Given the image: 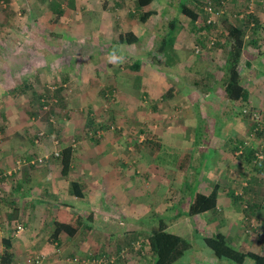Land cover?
Returning a JSON list of instances; mask_svg holds the SVG:
<instances>
[{
    "label": "rangeland",
    "instance_id": "1",
    "mask_svg": "<svg viewBox=\"0 0 264 264\" xmlns=\"http://www.w3.org/2000/svg\"><path fill=\"white\" fill-rule=\"evenodd\" d=\"M193 1L203 3L206 0L155 1L151 9L154 17L146 24L135 27L142 36V44L124 48L119 56L108 55L106 51L109 52V48L88 47V43L94 39L106 46V33L102 29L90 36L91 29L98 22L80 25L93 17L99 21L96 10L105 4L104 0H0V156L3 157L2 164L0 160V174L12 168L19 158L30 159L26 154L23 155L26 147H30L32 152L37 151L41 156L46 152L51 158L56 152H61L59 147L62 144L70 145L75 151H103L113 141V148L117 151L131 154L138 152L144 156L139 163L136 158L130 162L131 169L141 171L134 175L136 183H140V189L135 191V188L126 185L124 197H114V201L125 203L124 198H127L133 209L143 211L142 214L145 215L149 212V217L156 221V226L161 217L169 220L168 217L177 216L172 223L171 232L190 240L193 244L191 256L194 259L205 257L215 260L217 258L199 240V231L204 235H212L220 229L225 230L229 223L236 220V216L241 218L244 214L243 216L249 217V222H253L248 235L256 240H264V216L258 213H253V216L247 214L243 210L246 206L241 205L237 210L226 208L233 215L226 217V225L222 228L211 221V215L208 222L198 217L193 221L188 220V203L177 193L182 181L187 178L185 171L190 164L186 155L180 154V148L185 147L184 139L190 134V128L185 126L184 121L190 112H186L184 107L195 99L188 97L193 93L192 90L199 89L203 92V84L209 80L205 74L208 66L205 67L204 55L196 54L195 46L202 44L198 40L202 33H209L212 29H205L203 26L204 29L197 28L187 20L182 25L183 30L179 29L177 32L179 48L175 49L176 65L171 68L151 64L148 53L159 41L157 36L165 32L168 21L179 16L180 6L192 5ZM245 1L243 0L242 7H239L235 15L245 11ZM261 2L263 15L259 24L264 28V0ZM131 4L127 5L125 13L132 9ZM256 4L257 0L254 12ZM163 8L166 11L160 12ZM156 10L163 15L158 21ZM73 20L79 24L76 28L73 25L77 23ZM222 26L223 18L214 30L219 33ZM71 29L75 30L73 33L78 35V41L83 45L71 46L75 39L70 33ZM116 31L118 33L121 30ZM60 37L64 42L70 41L64 43L67 47H63ZM219 47L216 46L215 49ZM214 56V67L221 71L224 56ZM139 59L142 67L137 72L131 66ZM254 71L250 72L249 82L256 91L252 96V107L247 108L261 109L264 108V62ZM14 85L18 86L15 90L12 88ZM169 89L175 92L171 99L166 95ZM202 98L203 96L200 97ZM45 103L49 106L47 112L43 109ZM239 110H242L241 106ZM221 115L218 122L220 129L217 128L218 124L215 126L211 121L210 125L207 122L203 125L205 131L199 126L203 135L230 137L235 133L236 121L246 117L243 111L242 114L225 111ZM89 122L98 128L97 133L95 129L89 128ZM250 122L252 123L251 120ZM41 132L44 137L33 144L39 139ZM55 141H59V145ZM206 157L207 154L204 155ZM199 159L195 155L194 160L199 163ZM175 164L178 182L171 180L173 184L170 185L165 169ZM255 165L259 167L258 164ZM142 168L147 172L142 173ZM9 179L6 177L0 180V185H3V188L0 187V203L8 198L6 185L8 186ZM113 211L117 216L122 215L117 209L113 208ZM223 213L225 212L222 211L221 214ZM140 226L146 228L141 235L144 234L147 239L148 226L151 225ZM194 230L198 232H192ZM146 239L140 240L143 247L146 246ZM126 249L133 250L132 247ZM121 251L115 249L113 255ZM136 257L134 255L133 258ZM30 258L31 256L27 259ZM189 258L190 254L179 263ZM226 261L225 263L232 264ZM246 264L253 263L248 260Z\"/></svg>",
    "mask_w": 264,
    "mask_h": 264
},
{
    "label": "crops",
    "instance_id": "2",
    "mask_svg": "<svg viewBox=\"0 0 264 264\" xmlns=\"http://www.w3.org/2000/svg\"><path fill=\"white\" fill-rule=\"evenodd\" d=\"M104 1L105 4L102 7L95 9L99 21L93 17L90 20L81 22L80 25L84 26L83 23L98 22L95 25L96 27L91 29L90 36L102 29L106 33V46L94 39V41L88 43V47L109 48L110 51H106L108 55L117 54L120 56L124 48L142 44V36L135 27L146 24L155 14L147 21H142L137 19L135 0ZM106 1L109 2L106 3ZM210 1L218 5L222 1H226L227 13L224 21H230L233 25L235 23L238 27L245 23L243 21L245 19H237L240 13L235 15V13H238L239 7H242L243 0ZM128 4H131L132 9L125 13ZM153 4L154 2L146 11H151ZM261 9L262 2L257 0L254 17H258L259 21L262 20L263 15ZM162 10L160 12L166 11L164 8ZM157 12L158 10H156V21L163 16ZM177 17L182 23L180 24L182 29V25H185L187 19L186 17L184 19L181 16ZM233 19L239 21L234 22ZM171 20L168 21V24ZM76 25L79 24L73 25L74 28H76ZM202 25L200 20L195 23L197 28H201ZM116 29L121 31L117 33ZM70 31H72L70 33L75 38L72 40L71 46L79 47L83 45L84 43L78 41V35L73 33L75 30L71 29ZM245 31L246 47L240 69L244 84L250 92V103L247 105L244 103L233 104L224 97L221 81L223 80V74L214 67L215 63L213 62L214 55H223L225 58L226 47L222 46L203 54L205 67L208 66L205 69V74L209 77V80L204 82L203 92L199 89H197L198 91L192 90L193 93H190L188 97L195 99L184 107L186 112H190L186 116L187 119L184 120L185 126L190 128V134L184 139L185 147H183L184 150L180 148V154L184 153L190 164L185 171L187 178L182 181L180 188L191 185L192 193L199 192L207 196L215 191L218 194V208H220L216 214L207 212L199 216L187 215L188 220L193 221L198 217L208 222V217L211 215V221L215 222L220 228L226 225V217L233 215L226 211V208L237 210L241 205H250L248 214L253 216V213H258L264 216V201L261 194L264 189V161H256L255 159L256 152H258L257 150H259L264 139H257L252 135V124L249 118L246 116L243 120L236 121L235 133L233 132L234 134L230 137H213L214 134L210 136L203 135V132L199 129V126H202V130H204L203 125L205 122L209 124V121L213 122L215 126L218 124L217 128L220 129L218 122L223 112L242 114L244 107H252V96H254L256 90L251 87L252 85L249 82L250 72L257 70L258 65L264 62V28L260 24H251V26L245 27ZM127 33H133L138 41L132 45L119 43L120 35H126ZM203 33V36L198 39H202V42L207 35L205 31ZM157 38L160 39V35ZM67 42L70 41L64 42L62 39L63 47H67L64 44ZM178 45L176 39L174 50L179 48ZM259 49H262V51ZM113 57L116 58L111 56V58ZM140 61L141 59L137 60V62ZM222 62L224 63V60ZM20 69H22V66ZM21 71L25 73L24 70ZM12 88L15 90L18 86L14 85ZM201 95L203 96L202 99H200ZM240 106L242 107L241 111L239 110ZM230 118L232 119L231 116ZM247 122H250L248 126L246 125ZM24 130H26V127H24ZM35 143L37 141L33 144ZM246 143L249 147L243 146L244 153L242 155L238 154L239 148L246 145ZM55 144L59 145V141H55ZM68 147L71 146L62 144V147H59L61 150L59 158L51 157L38 166H24L9 179L10 182L8 186L6 185L9 192L8 198L7 200L3 199L1 203L4 202V204L1 205L0 203V264H3V258L7 251L12 255L10 264H35V262H28L27 258L30 256L33 260H35V257L41 256L42 262L40 264H74L69 260L80 257L111 255L115 249L128 251L126 258L120 259L121 261L118 260L116 264H155L150 237L152 229L156 227V221L150 219L149 212L145 215V213L142 214L143 211L139 212L130 207L132 204L127 198H124L125 203L114 201L117 197H124L123 190H125L126 185L131 186L132 189L135 188V191L140 189V183H136L134 175L136 172L140 173L141 171L131 169L132 163L130 162L135 158L137 162L143 161L144 156L138 152L131 154L117 151L113 148V141L108 144V149H103V151H75L72 148L70 170L67 175H63L62 151ZM29 149L30 147H26L23 155L26 154L28 158L41 157L37 151L32 152ZM52 149L53 147L50 148V150ZM205 154H207L206 158H204ZM43 155H46V152ZM195 155L200 157L199 163L194 160ZM19 159H23V157ZM0 160L2 164V156H0ZM255 164H258L259 167H256ZM176 167L175 164L165 169L168 175L167 182L170 185L173 184L171 180L177 178ZM142 169V173L147 172L144 168ZM195 169L197 170L195 171ZM168 183L167 185L170 188L171 186ZM1 185L0 187L3 188V185ZM76 191L83 196H78ZM242 193L244 195L241 198H232V196ZM124 204L125 206H123ZM112 207L117 209L119 213L122 212V215L117 216L114 214ZM222 211L225 213L221 214ZM243 215L241 218L236 216V220L229 223L225 230L220 229L219 233L224 234L232 246L240 251L264 255V240H256L248 235L250 233L247 231L246 225L253 222H249V217ZM168 218L169 231H171L172 223L175 222L177 216ZM57 224H60L61 227L57 228ZM140 224L151 225L148 226L147 239L143 236L144 234L141 235L146 228L144 229ZM20 225L23 226V231H18ZM192 232L198 231L194 230ZM199 233L204 235L202 231H199ZM141 239H146L144 252L143 249L136 252L134 249L131 251L126 249L133 248L135 242ZM189 254L190 258L188 260L179 263L183 261L180 260L176 264H228L225 263L226 260H219V262L217 259H207L205 257L194 259L191 256V251ZM134 255L137 257L133 258Z\"/></svg>",
    "mask_w": 264,
    "mask_h": 264
},
{
    "label": "trees",
    "instance_id": "3",
    "mask_svg": "<svg viewBox=\"0 0 264 264\" xmlns=\"http://www.w3.org/2000/svg\"><path fill=\"white\" fill-rule=\"evenodd\" d=\"M155 1L156 0H135V8L137 9L136 14L140 20L147 21L151 16L154 15V12L146 10ZM208 1L210 0H206L203 3H199L200 1H198V3L197 1L195 3L192 2V5L182 4L180 6L179 16L184 18L186 17V19L192 23L193 26H195V23L198 20H200V22L204 21L206 15L203 7ZM213 4L218 7L221 6V4ZM226 13L227 12H225L223 16L222 30L224 32L221 35V40L216 45L220 47H226L224 63L221 67V72L223 74V80H221L223 83V94L224 97L233 104L244 103L247 105L250 103V92L247 90L244 84L243 75L240 69L241 60L246 47L245 27L247 28L251 26V24L259 25V20L252 14L249 17H246L245 20H243L245 23L238 27L235 23L233 25L230 23V21H224L226 20ZM179 23L180 21L178 17L172 19L169 22L165 32L160 36L159 41L155 43L153 49L148 53L149 62L151 64L165 66L167 68H171L176 65L174 62V58L176 57L174 46L176 44L177 32L179 29H181ZM202 26L205 29H210L204 25ZM203 27L200 29H204ZM214 29L215 28L212 30ZM212 30H210L209 33L205 31L207 35L203 42L202 39L200 40L202 44L205 42ZM137 41L138 38L133 33H127L126 35L121 34L119 38V43L121 44L132 45ZM141 65V62H136L131 66V68L134 71L139 72L141 70ZM173 93V89H169L166 92V95L169 99H171L174 97ZM88 126L91 128V130L95 129V133L98 132L96 131L98 128H95L93 123L89 122ZM253 127L254 126L252 124V128ZM255 137L257 139L264 137V133L259 132L257 135H255ZM246 146L249 147L247 143ZM72 152V147L65 148L62 151L63 175H67L70 170ZM191 188V185L182 186V188L177 191V193L182 195L183 200L188 203L186 211L187 215L199 216L207 212H213L215 214L219 212L220 208H218L217 192L214 191L212 194L207 196L204 193H192ZM76 193L78 196H83L78 191H76ZM261 194L264 201V189L261 191ZM243 195L244 193L236 194V196H232V198H241ZM249 206L246 205V208H243L245 212L247 211V214L250 210ZM169 226L170 225L167 219L161 217L159 219V224L152 229L150 244L155 264H176L180 260L182 261L193 249V244L190 242V240L181 235L172 233L169 231ZM249 226L250 223L247 225V227ZM59 227H61V225L57 224V228ZM200 236L201 237H199V240L201 241L202 245L208 248L220 261L228 260L234 264H246L247 261L250 260L253 264H264V255L254 252H243L236 249L229 242L228 238L222 233L217 232L211 236L200 234ZM11 258L12 255L9 253V251H7L3 258V264H10Z\"/></svg>",
    "mask_w": 264,
    "mask_h": 264
},
{
    "label": "built area",
    "instance_id": "4",
    "mask_svg": "<svg viewBox=\"0 0 264 264\" xmlns=\"http://www.w3.org/2000/svg\"><path fill=\"white\" fill-rule=\"evenodd\" d=\"M256 0H246L245 4V11L243 13H240L238 17L240 19H245L246 17H249L250 15L254 14V5ZM203 10L205 12V19L202 21L203 25L207 28L213 29L216 26L219 25V21L223 18L225 12H226V1L221 2V6H215L211 1H208L205 3ZM223 30H221L219 33L216 32V30H212L211 33L208 35L205 42L201 45L195 46V53L196 54H205L210 52L211 50L215 49L218 42L221 40L222 37H219V35L223 34ZM226 35V33H225ZM47 102V101H46ZM57 102V101H56ZM48 105L45 103L43 109L47 112ZM243 113L250 118L253 124L252 128V135L255 136L259 132L264 133V108L261 109H254V108H244ZM44 137V133H39V140H41ZM57 142V141H56ZM246 146V145H244ZM264 142L260 146V149L256 152V161L264 160ZM238 154L242 155L244 153V147H240L237 151ZM49 154L43 155L41 157H34L30 159H18L15 163V165L10 168L9 170H6L3 174H0V180L2 178H11L13 177L17 172H19L24 166H38L43 163H45L47 160L50 159ZM61 156L60 151L56 152L54 157L59 158ZM2 200L1 196V189H0V201ZM250 226L249 230L251 229ZM23 226L18 227V231H23ZM261 236V235H259ZM143 244L141 241L136 242L133 245L134 251H141L143 249ZM128 255L127 250H122L116 255L109 254V255H101V256H91L88 258H73L69 261L73 262L74 264H116L119 259H125ZM28 262H35V264H40L42 262V257L37 256L35 257V260L32 258L28 259Z\"/></svg>",
    "mask_w": 264,
    "mask_h": 264
}]
</instances>
